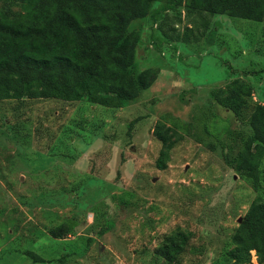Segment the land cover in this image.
<instances>
[{
  "label": "rangeland",
  "instance_id": "374dc122",
  "mask_svg": "<svg viewBox=\"0 0 264 264\" xmlns=\"http://www.w3.org/2000/svg\"><path fill=\"white\" fill-rule=\"evenodd\" d=\"M185 14L131 23L137 69L157 72L135 100L106 107L35 87L0 100V264H233L231 237L257 196L234 165L264 104V17ZM204 21L218 24L214 45ZM234 77L253 87L238 117L210 97ZM158 122L178 136L163 169ZM175 229L190 235L169 262L156 249Z\"/></svg>",
  "mask_w": 264,
  "mask_h": 264
},
{
  "label": "trees",
  "instance_id": "16d2710c",
  "mask_svg": "<svg viewBox=\"0 0 264 264\" xmlns=\"http://www.w3.org/2000/svg\"><path fill=\"white\" fill-rule=\"evenodd\" d=\"M155 3L159 7L154 10ZM179 6L187 17L195 12L258 22L264 17V0H0V100L19 98L16 87L42 88L56 99L106 107L135 100L153 84L157 72L137 69L141 35L130 25L147 16L155 20L161 10ZM217 26L215 21L203 22L207 46L215 44ZM252 89L234 77L223 88L211 90L210 97L238 117ZM246 127L234 166L257 196L231 237L228 255L233 264H251L254 250L257 263L264 264V104H254ZM153 134L161 142L156 162L163 169L177 132L158 122ZM67 227L63 223L52 233L59 237ZM189 235L182 229L170 231L157 254L175 261L184 253ZM23 253L33 262L43 261L32 250Z\"/></svg>",
  "mask_w": 264,
  "mask_h": 264
},
{
  "label": "water",
  "instance_id": "95a60500",
  "mask_svg": "<svg viewBox=\"0 0 264 264\" xmlns=\"http://www.w3.org/2000/svg\"><path fill=\"white\" fill-rule=\"evenodd\" d=\"M238 220H239V222H241V218H239Z\"/></svg>",
  "mask_w": 264,
  "mask_h": 264
}]
</instances>
